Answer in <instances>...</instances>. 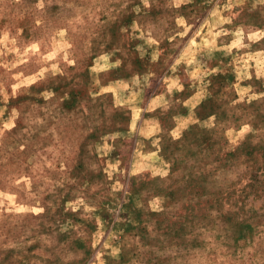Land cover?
I'll use <instances>...</instances> for the list:
<instances>
[{
	"label": "rangeland",
	"instance_id": "1",
	"mask_svg": "<svg viewBox=\"0 0 264 264\" xmlns=\"http://www.w3.org/2000/svg\"><path fill=\"white\" fill-rule=\"evenodd\" d=\"M0 264H264V0H0Z\"/></svg>",
	"mask_w": 264,
	"mask_h": 264
}]
</instances>
